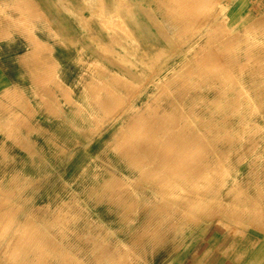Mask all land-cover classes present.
<instances>
[{
    "label": "rangeland",
    "instance_id": "1",
    "mask_svg": "<svg viewBox=\"0 0 264 264\" xmlns=\"http://www.w3.org/2000/svg\"><path fill=\"white\" fill-rule=\"evenodd\" d=\"M227 1H166L179 40L153 53L89 5L127 44L94 58L63 40V65L33 39L17 56L31 47L5 21L0 52L29 69L0 70V264H162L193 238L264 239V0L236 24Z\"/></svg>",
    "mask_w": 264,
    "mask_h": 264
},
{
    "label": "crops",
    "instance_id": "2",
    "mask_svg": "<svg viewBox=\"0 0 264 264\" xmlns=\"http://www.w3.org/2000/svg\"><path fill=\"white\" fill-rule=\"evenodd\" d=\"M166 1L168 0H0V37L2 26L7 21L10 37L17 40L15 44L19 47H31L30 52L24 50L17 56L24 54L27 57V54L32 53L28 39H33L51 47V54L48 47H40L37 54L51 55L57 64H65L63 40L82 44L83 54L87 57L102 58L104 46L108 42L115 40L127 44V39L120 30L104 29L102 18L93 17L90 6L100 3L109 22H122L133 40L138 42L142 52L167 50L179 40L175 24H180L181 21L168 17L176 6L172 4L166 9ZM121 3L125 6H121ZM246 3H249L248 9L255 8V0L226 2L231 23L240 22L242 13L247 10ZM17 22L22 24L20 28L29 22L31 29L19 32ZM0 46H4V42ZM112 48L115 54H125L118 46ZM15 52H0L1 71L29 69L10 59L12 56L16 58ZM76 52L74 50L72 54L75 56ZM198 248L204 249L200 251ZM167 258L162 264H264V239L193 238L184 246L182 253L169 255Z\"/></svg>",
    "mask_w": 264,
    "mask_h": 264
},
{
    "label": "bare ground",
    "instance_id": "3",
    "mask_svg": "<svg viewBox=\"0 0 264 264\" xmlns=\"http://www.w3.org/2000/svg\"><path fill=\"white\" fill-rule=\"evenodd\" d=\"M118 4V3H117ZM119 5V4H118ZM103 14H104V16L106 15L105 13H104V10H103ZM112 15V14H111ZM114 16L116 17L117 15H115L114 14ZM102 18H104V17H102ZM105 18L108 20V17H107V15L105 16ZM112 19V18H111ZM104 20V19H103ZM114 20V19H113ZM117 20H115V22H116ZM230 33V32H229ZM206 55V54H205ZM220 58V57H219ZM213 63V62H212ZM227 67V66H226ZM206 68V67H205ZM219 68V67H218ZM158 125V124H157ZM157 127V126H156ZM133 142V141H132ZM175 144V143H174ZM176 146V145H175ZM166 147V146H165ZM132 148V147H131ZM167 148V147H166ZM170 151V150H169ZM171 151H172V149H171ZM166 152V151H165ZM181 152V151H180ZM126 153V152H125ZM190 153V152H189ZM161 154V153H160ZM165 154V153H164ZM163 155V154H162ZM184 156V155H183ZM172 157V156H171ZM174 157V156H173ZM180 157V156H179ZM187 157V156H186ZM175 159H176V157H174ZM170 159V158H169ZM182 159V158H181ZM188 160V159H187ZM221 160V159H220ZM176 161V160H175ZM179 162V161H178ZM184 162H185V160H184ZM169 163V162H168ZM175 163V162H174ZM181 163V162H180ZM173 164V163H172ZM176 165V164H175ZM174 165V166H175ZM179 165V164H178ZM182 165V164H181ZM191 165V164H190ZM194 165V164H193ZM223 165V164H222ZM173 166V167H174ZM177 166V165H176ZM195 166V165H194ZM187 167V166H186ZM189 167V166H188ZM182 169V168H181ZM160 170V169H159ZM173 170H174V168H173ZM172 170V171H173ZM198 170V169H197ZM167 171V170H166ZM157 172V171H156ZM161 172V171H160ZM167 175V174H166ZM167 177H169V176H167ZM171 180V179H170ZM173 181V180H172ZM197 196V195H196ZM160 208V207H159ZM183 212H184V210H183ZM256 212H257V209H256ZM218 214V213H217ZM221 215V214H220ZM228 218V217H227ZM230 218V217H229ZM233 220V219H232ZM26 238V237H25ZM22 240V239H21ZM27 240V239H26ZM26 243V242H25ZM15 251V250H14Z\"/></svg>",
    "mask_w": 264,
    "mask_h": 264
}]
</instances>
